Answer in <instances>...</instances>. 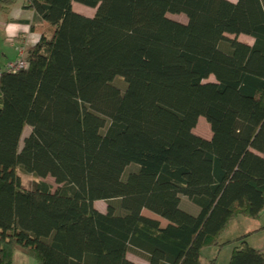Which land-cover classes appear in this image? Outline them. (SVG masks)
<instances>
[{"label": "trees", "instance_id": "trees-1", "mask_svg": "<svg viewBox=\"0 0 264 264\" xmlns=\"http://www.w3.org/2000/svg\"><path fill=\"white\" fill-rule=\"evenodd\" d=\"M24 9L39 40L25 68L0 73V264L15 253L37 264H135L128 254L200 264L232 220L259 218L264 0H26ZM200 117L208 140L192 132ZM248 236L231 241L228 264H264Z\"/></svg>", "mask_w": 264, "mask_h": 264}, {"label": "crops", "instance_id": "crops-1", "mask_svg": "<svg viewBox=\"0 0 264 264\" xmlns=\"http://www.w3.org/2000/svg\"><path fill=\"white\" fill-rule=\"evenodd\" d=\"M25 5L26 0H5L0 2V34L4 38V42L8 44L7 52L0 54V60L3 62L4 66L17 59L19 50L25 51L28 47L35 45L39 40V33L34 30V28L38 26L39 22L36 21L32 11L24 9ZM10 55L12 56L11 58L9 57ZM247 220L249 222L248 228L246 229L247 232L235 239L249 234V236L245 239L247 246L252 249L259 250L264 254V208L260 212L258 219ZM219 242L220 244H226L227 242H231V240H224L222 242L219 240ZM215 249L219 250L220 247H215ZM204 251L205 250H203L202 253ZM202 253L200 257V264H203ZM214 254L218 255V259L220 252H212V255ZM231 254L232 253L228 255V263ZM127 258L135 264H148L145 260L132 254H128ZM15 260H20L21 264H33L30 260H24L21 253L14 254V264H18ZM34 263L36 262L34 261ZM210 264H213V262Z\"/></svg>", "mask_w": 264, "mask_h": 264}, {"label": "rangeland", "instance_id": "rangeland-1", "mask_svg": "<svg viewBox=\"0 0 264 264\" xmlns=\"http://www.w3.org/2000/svg\"><path fill=\"white\" fill-rule=\"evenodd\" d=\"M228 1L233 2V3L236 2V0H228ZM72 9L74 12H76L82 16H85V17H93V15L95 14V9L80 5L78 3H73ZM167 17L173 21L178 22V23H182V24L187 23V19L184 15L168 14ZM228 37L231 39L234 38V36H228ZM237 40L242 42V43L248 44V45H252V43H253V40L250 37H247L244 35L237 36ZM7 50H8V44H6L4 42V38L0 34V54L7 52ZM9 57L11 58L12 56L10 55ZM4 68H5V66L3 65V62L0 60V72H2L4 70ZM213 81H214L213 77H209L204 82H213ZM116 85L122 86L121 82H118ZM29 129H30L29 127L25 129L22 138L27 135ZM192 132H193V134H195V135H197L203 139L208 140L211 138L210 127H209L208 123L205 121V119L202 117H200L198 119L197 124H196L195 128L192 130ZM21 146H22V142H20V147ZM133 170H134V166H129L126 169L125 174H127ZM21 179H22L23 185L25 187H28V188H30L32 186V183L34 182V180L31 177L25 176V175H22ZM44 181L47 184H49L53 190L57 188V185L55 184L54 179L47 177L44 179ZM94 206L100 212H105L107 203L104 201H98V202L94 203ZM193 207L195 208V206H193ZM142 214L148 218L158 220L161 226L167 225L165 220L159 218L158 216H156V215H154V214H152L146 210H144L142 212ZM248 225H249L248 220L244 219V218H236V219L232 220L229 227L227 228V230L223 233L220 241L222 242L224 240H231V241L235 240L236 237L247 232L246 229L248 228ZM238 245L239 244L236 242H230V243L223 244L219 250L215 249V247L205 249V251L202 253L203 264H210L212 262H213V264H228V255L230 253H232L233 249ZM208 250H210V251H208ZM212 252H214V253L220 252L218 259H217L218 255H216V254L212 255ZM22 256H23L24 260H30V262H33V264H37V263H34L35 260L33 261V259H31L29 257H26L24 255H22ZM16 262L18 264H21L20 260H18Z\"/></svg>", "mask_w": 264, "mask_h": 264}, {"label": "built area", "instance_id": "built-area-1", "mask_svg": "<svg viewBox=\"0 0 264 264\" xmlns=\"http://www.w3.org/2000/svg\"><path fill=\"white\" fill-rule=\"evenodd\" d=\"M26 66H27V63L24 59V51L19 50L17 59L15 61L9 63L7 66H5L4 70L6 72H14V71H19L20 69H23Z\"/></svg>", "mask_w": 264, "mask_h": 264}]
</instances>
